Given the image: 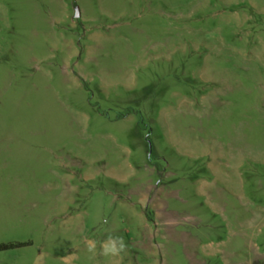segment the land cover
<instances>
[{
  "label": "rangeland",
  "instance_id": "obj_1",
  "mask_svg": "<svg viewBox=\"0 0 264 264\" xmlns=\"http://www.w3.org/2000/svg\"><path fill=\"white\" fill-rule=\"evenodd\" d=\"M0 264H264V0H0Z\"/></svg>",
  "mask_w": 264,
  "mask_h": 264
},
{
  "label": "clouds",
  "instance_id": "obj_2",
  "mask_svg": "<svg viewBox=\"0 0 264 264\" xmlns=\"http://www.w3.org/2000/svg\"><path fill=\"white\" fill-rule=\"evenodd\" d=\"M117 240H119V246H117ZM125 248V244L122 238H112L109 237L108 242L103 245V254L104 255H119L121 251ZM89 251H94L92 246L89 247Z\"/></svg>",
  "mask_w": 264,
  "mask_h": 264
}]
</instances>
